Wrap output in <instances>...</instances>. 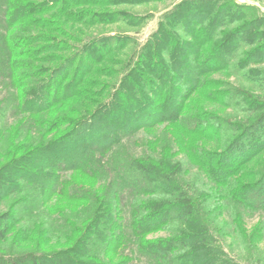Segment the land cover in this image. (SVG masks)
Masks as SVG:
<instances>
[{
    "label": "trees",
    "instance_id": "1",
    "mask_svg": "<svg viewBox=\"0 0 264 264\" xmlns=\"http://www.w3.org/2000/svg\"><path fill=\"white\" fill-rule=\"evenodd\" d=\"M150 1L159 0H119ZM84 2L0 0V82L10 88L19 129L38 123L39 133L0 163V264H240L227 239L236 236L256 252L264 230L261 220L248 237L242 224L247 215L264 214V71L249 67L264 66L261 19L252 13L243 21L249 9L231 0L182 1L139 49H128L116 63L124 77L113 98L67 120L52 112L75 96L79 71L87 70L86 79L109 61L106 56L134 42L128 35L97 46L91 40L87 52H98L83 58L87 65L77 55L53 70L21 59L36 42L31 17L53 8L65 14ZM218 73L235 83L211 85ZM196 94L215 109L194 104ZM5 104L0 100V124ZM6 124L0 155L18 131ZM162 126L171 148L181 138L177 149L196 181L184 179L170 155L166 161L174 168L127 153L126 142L138 132ZM61 196L66 231L55 235L49 210ZM29 221L36 223V240L24 226ZM155 233L165 236L148 238Z\"/></svg>",
    "mask_w": 264,
    "mask_h": 264
},
{
    "label": "rangeland",
    "instance_id": "2",
    "mask_svg": "<svg viewBox=\"0 0 264 264\" xmlns=\"http://www.w3.org/2000/svg\"><path fill=\"white\" fill-rule=\"evenodd\" d=\"M21 1L39 3L42 0ZM88 1H92L93 3L89 4L87 3ZM182 1L184 0H159L150 1L147 3L134 2L132 4H120L119 0H98L96 3L93 0H85L84 4L70 6L67 8L65 10V14L59 9L53 8L49 10L46 15L31 17L30 19L35 20L31 22V28L34 30V32H36V42L31 48H27L26 51L24 50L21 53V59L33 63L35 66L43 65V67H49L51 70L61 65L64 60L75 57L76 55L78 57L80 56L81 59L79 61H84V63L87 65L85 59L89 55H92L91 51L94 50L95 52H98L97 49H91L87 52L86 44L91 40L95 41L94 46L101 44L105 38L107 39L108 43H111L114 39L120 38L124 35L131 36V40H134V42L130 43V46L127 48H122V50L113 52L106 56L109 61L104 63L103 67H99L98 64L95 65V69L97 70L95 74H91L85 79L87 70H80L78 77L83 79L82 81L80 79L81 83H76V85L72 86L71 88L72 91L74 90L73 92L75 93V96L68 100L67 103H63L60 106L54 107L52 116H59L60 118L64 117L67 120L70 118H78V114H80L87 105L92 107V103L94 102L100 104L112 99V93L117 89L119 79L124 77V72L121 71L123 66H118L116 63H118L120 60H124L129 55L128 49H130V52L132 48H135V50L139 49L138 47L142 46L145 43V40L151 37L150 34L153 31H156L157 25L163 18V15ZM231 1L237 6H242L249 9V11H246L243 21H248V16L252 13H255L258 17V20L261 19L260 24L261 27H263L264 0ZM117 12H124L126 15H128V17L114 18L107 16L110 14L114 15V13ZM68 13H70V15H67ZM95 14H103V16H96ZM110 49L113 50L117 48L111 47ZM249 67L251 69H258L260 67L261 70L264 71V66L262 64L261 66H258V64H252ZM211 78L215 81L214 84H211L213 86L219 85L222 87L226 83H235L232 77H229L227 74H213ZM32 79L35 78H30V80ZM8 89L10 88L8 87ZM8 89L4 83L0 82V100L9 103L4 105L6 109L1 122L7 123L6 127L9 126L11 130L17 129L18 131L13 136L15 137L13 142L10 140L9 145L6 146L0 155V158H2L3 154L5 153L2 160H0V163L6 160L8 155L9 157L13 154L16 155L17 153L15 152L19 151V147L30 146L29 144L34 143L39 135V133H37L38 129L35 128L38 123H34L31 126H25L22 129H19L22 126V121H19L21 116H15V118L13 115L14 109L9 108L12 98L7 92L9 91ZM103 91H105V93L101 95ZM196 96L197 94L193 96L195 101L194 104L196 103L199 106L202 105L208 110L215 109L211 104H207L200 99L196 100ZM189 103L190 102L186 104V107L189 105ZM228 111L229 110L226 112ZM186 112L184 111L183 114ZM3 123L0 124L1 128L5 126ZM161 128H163V126L149 131L145 130L138 132L134 140L131 139L133 140L131 143H129V141L126 142V144L129 145V147H126L127 153L137 158L154 157L156 160H159L158 163L167 162L166 159L169 158L168 155H170L171 158L169 159H171V162L177 166H180V168L182 167V171L185 172L186 176L183 178L196 181V173L187 168L186 159L184 158L181 151L177 149L181 138L177 136L176 146L175 148H171L168 144L169 135L168 137H165V131H163ZM154 131H156L155 134ZM176 132L178 131L176 130ZM201 144L207 146L214 145L210 142L202 140ZM167 163L173 168L175 167V165L172 163ZM189 168L196 171L195 168L190 166ZM178 173L179 172L173 175V177H177ZM66 193L68 194V191H66ZM2 209L5 208L3 207ZM49 212L54 214V216L51 217V222L53 221V225L55 226L53 233L55 235H61V230L66 231V227L64 228L66 221V219L64 221V218L66 213H68L66 208V200L63 199L62 196L55 198ZM61 215L64 218H62ZM24 218V216L21 217L20 224L23 220H25ZM261 220H264V214L257 213L252 216L247 215L244 217L242 224L244 225V229L248 237H253V235L257 232L258 228L262 224ZM29 222H25L26 224L24 226L29 229V233L31 234L30 240H36V223L30 222V225ZM164 236L165 234L163 233H155L150 234L148 238L150 239ZM260 237V243H258L259 246L256 252L247 251L244 249L241 244L248 245L247 242H238L235 240L236 236L231 237L233 240L228 238L227 242L229 245H231L230 248L232 249V253L230 252L231 255L238 257L237 259L239 260L240 264H264V230L261 232ZM134 264L146 263L142 259H137Z\"/></svg>",
    "mask_w": 264,
    "mask_h": 264
}]
</instances>
